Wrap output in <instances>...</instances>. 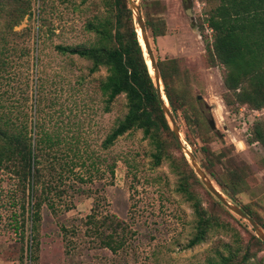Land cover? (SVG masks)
Masks as SVG:
<instances>
[{
	"label": "rangeland",
	"instance_id": "1",
	"mask_svg": "<svg viewBox=\"0 0 264 264\" xmlns=\"http://www.w3.org/2000/svg\"><path fill=\"white\" fill-rule=\"evenodd\" d=\"M21 1L29 5L30 15L11 31L0 13V35L7 41L2 55L6 66H0V114L25 122L31 147L40 131L54 144L35 145L39 172L32 187L30 178L23 186L11 172L0 170V264H206L220 256L228 257V264H264V245L255 242L251 227L205 191L184 154L192 155L224 197L214 177L222 181L231 171L241 178L242 192L232 203L247 209L264 233V149L250 143L254 125L264 129V110L222 102L223 94L230 100L233 95L223 86L222 66L210 60L212 34L205 22L217 1L132 0L143 24L163 21L156 37L144 29L172 96L183 103V113L192 122L187 127L182 111L176 110L182 148L169 123L168 132L159 131L154 139L133 130L103 147L126 112L124 96L106 108L98 89L105 69L89 74L88 61L54 50L56 45L93 42L83 25L103 12L100 0ZM129 2L131 25L140 42ZM0 4L7 11L13 1ZM160 89L163 96L161 81ZM158 151L156 164L152 156ZM36 201L37 218L30 231L28 209ZM19 202L24 223L15 230L11 220ZM199 211L212 226L201 243L187 247L196 234ZM90 217L94 224L87 222ZM109 220L117 225L116 239L123 240L114 254L99 244L110 232Z\"/></svg>",
	"mask_w": 264,
	"mask_h": 264
},
{
	"label": "trees",
	"instance_id": "2",
	"mask_svg": "<svg viewBox=\"0 0 264 264\" xmlns=\"http://www.w3.org/2000/svg\"><path fill=\"white\" fill-rule=\"evenodd\" d=\"M12 1L13 6L8 7L7 11L3 10L0 4L2 19L5 27L10 31L25 15H30L29 5L25 1L24 3L21 0ZM66 1L59 0L60 3ZM86 1L79 0V4H84ZM216 1L217 4L207 12L205 22L212 34L211 44L207 47L210 60H216L222 66L223 86L226 91H232L233 95V99L230 100L226 94H223L222 102L226 106H232L235 103L250 106L255 110H264V0ZM100 3L103 12L85 21L83 25L84 31L93 36V42L86 46L56 45L54 50L60 56H76L88 61L89 74L96 72L99 68L105 69L106 75L99 82L98 89L105 98L106 108L117 96H124L126 112L103 140L104 148L111 146L118 137L133 130H140L143 136L154 139L159 131L168 132V124L160 110L144 57L145 52L131 25L128 0H100ZM144 27L148 29L152 37H156L159 35L160 28L163 27V21L161 19L146 20ZM6 46V37L0 35V66H6V60H2ZM159 63L155 61V66L170 114L175 119L176 110H181L183 121L187 127H190L192 122L183 113L184 105L172 96L171 87L165 80ZM28 133L24 121L17 122L0 114V170L11 172L22 184L24 182L29 184L30 178V187H32V183L38 181L35 174L39 172L35 168L37 164L34 155L35 145H44L49 148L54 143L49 134L40 131L37 143L34 140V147H31ZM252 142L260 144L264 149V129L257 124L251 130L250 143ZM152 157L157 164L160 159L159 151ZM207 172L213 177L214 174L211 171ZM214 180L226 198L235 203V194L242 192L243 189L242 179L230 171L223 176L222 181L216 177ZM180 191L188 200L191 199L184 187H181ZM38 201L28 209L27 220L31 224L30 231L34 228L33 224L37 218ZM18 208L11 220L15 230L24 223V208L20 202ZM240 209L262 228L247 209L244 207ZM203 214V211L197 214L196 234L188 241L187 247L201 243L208 228L212 226L210 220ZM92 219L88 218L87 222L94 224ZM107 222L110 232L99 238V244L114 254L122 247L123 240L115 237L116 223L111 220ZM99 224H104V221ZM29 242L27 259L31 261L30 252L34 242L32 237L29 238ZM255 242L262 244L256 239ZM245 260L246 257H243L241 262ZM206 264H228V257L220 256L218 260H209Z\"/></svg>",
	"mask_w": 264,
	"mask_h": 264
},
{
	"label": "water",
	"instance_id": "3",
	"mask_svg": "<svg viewBox=\"0 0 264 264\" xmlns=\"http://www.w3.org/2000/svg\"><path fill=\"white\" fill-rule=\"evenodd\" d=\"M129 1H130L129 2L130 9L134 15V19L136 21V24H137V27L139 30V38H140V42H141L140 45H141V48L144 50L145 54L147 55L149 66L151 68L152 74L149 73V75L152 79L153 87L155 88V93H156V96H157V99H158V102L160 105V110L162 111L166 122L169 123L170 130H171L173 137L177 141L179 147L182 148V145L180 144V141H179L178 129H177V126L175 124L174 118L170 114V111L168 109V105H167L166 99L164 97V94L162 96V92L160 89V80H159V76H158V71L156 69L155 61L153 59L151 50L149 48V45H148V42L146 39L144 24H143V21L141 18V13L139 11V7L135 3H133L132 0H129ZM148 70H149V68H148ZM208 126L210 127V129H212V130L214 129V125H213L212 121L208 122ZM184 154L188 159L187 162L189 163V166L191 167V169L193 170V172L197 176L199 182L201 183V185L203 186L205 191L210 196H212L219 204L224 206L228 211L233 213L239 219L246 221L248 223V225L251 227L252 231L254 232L255 237L264 245V233L258 227V225L254 222V220H252L250 217H248L238 206L233 204L230 200H228L226 197H224L219 191H217L212 186V184L210 183V181L206 177L205 173L201 170V168L198 166L196 161L193 159L192 155H190L188 152H184Z\"/></svg>",
	"mask_w": 264,
	"mask_h": 264
},
{
	"label": "bare ground",
	"instance_id": "4",
	"mask_svg": "<svg viewBox=\"0 0 264 264\" xmlns=\"http://www.w3.org/2000/svg\"><path fill=\"white\" fill-rule=\"evenodd\" d=\"M149 73H150V71H149Z\"/></svg>",
	"mask_w": 264,
	"mask_h": 264
}]
</instances>
